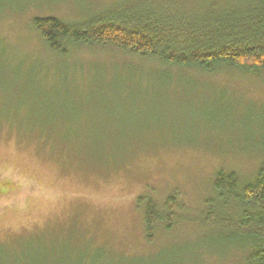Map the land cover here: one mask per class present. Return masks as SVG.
Wrapping results in <instances>:
<instances>
[{
	"label": "rangeland",
	"instance_id": "rangeland-1",
	"mask_svg": "<svg viewBox=\"0 0 264 264\" xmlns=\"http://www.w3.org/2000/svg\"><path fill=\"white\" fill-rule=\"evenodd\" d=\"M219 2L0 0V256L33 242L54 264H244L251 242L196 222L209 213L238 222L215 178L234 173L244 186L264 166V69H169V81L156 61L114 49L80 47L59 58L32 26L34 18L77 23L143 3L202 14ZM127 65L147 72L133 90L123 89ZM35 130L58 132L45 145L23 135ZM170 197L187 210L172 213L170 230L152 227L149 242L146 203L164 210Z\"/></svg>",
	"mask_w": 264,
	"mask_h": 264
},
{
	"label": "trees",
	"instance_id": "trees-1",
	"mask_svg": "<svg viewBox=\"0 0 264 264\" xmlns=\"http://www.w3.org/2000/svg\"><path fill=\"white\" fill-rule=\"evenodd\" d=\"M220 2L221 5L202 14L181 13L165 6L143 3L136 8L107 11L77 23H64L51 17L34 18L32 26L49 51L59 58H71L80 47L114 49L136 60L156 61L164 67L161 72L165 74L164 78L169 77V81L174 77L169 69H195L207 75H213L219 69L239 68L247 73L264 69V0ZM82 67L80 69L84 72ZM144 70L127 65L121 75L125 78L123 89L136 88L141 73H147ZM60 71L66 74L69 69L63 67ZM156 72L148 75L153 77ZM86 74L89 76L88 71ZM107 77L110 85L112 73ZM44 132L35 130L23 135L30 137L31 134L34 140L46 145V141L52 143L56 138L58 130L51 131L48 137ZM68 133L62 132L63 135ZM67 148V152L74 155ZM214 188L236 203L240 210L238 222L226 225L225 217L214 219L210 217L212 213L205 221L195 222L204 228L211 225L229 227L245 242H251L244 264H264V166L256 181L244 186L239 185L234 173H219ZM138 202L143 203L144 200L139 199ZM164 206L165 209L160 210L153 201L146 203L145 222L149 242L153 241L152 227L165 223L170 230L174 227L170 226L173 212L187 210L173 197L168 198ZM32 246L33 242L27 243L24 252L17 251L10 256L3 250L0 264H54L55 255L48 261L44 249L38 246L33 250ZM33 251L34 262L28 260Z\"/></svg>",
	"mask_w": 264,
	"mask_h": 264
}]
</instances>
